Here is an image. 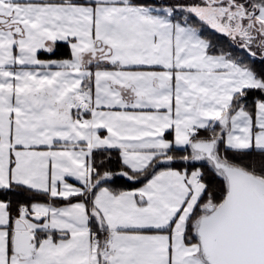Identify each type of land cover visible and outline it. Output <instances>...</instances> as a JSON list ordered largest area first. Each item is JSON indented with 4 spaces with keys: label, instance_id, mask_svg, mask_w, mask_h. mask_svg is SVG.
<instances>
[{
    "label": "snow or ice",
    "instance_id": "1",
    "mask_svg": "<svg viewBox=\"0 0 264 264\" xmlns=\"http://www.w3.org/2000/svg\"><path fill=\"white\" fill-rule=\"evenodd\" d=\"M0 264H264V0H0Z\"/></svg>",
    "mask_w": 264,
    "mask_h": 264
}]
</instances>
